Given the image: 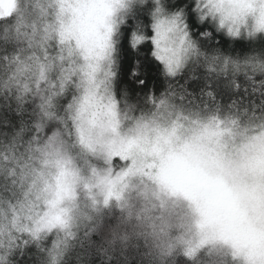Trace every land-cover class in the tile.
<instances>
[{
  "label": "clouds",
  "instance_id": "obj_1",
  "mask_svg": "<svg viewBox=\"0 0 264 264\" xmlns=\"http://www.w3.org/2000/svg\"><path fill=\"white\" fill-rule=\"evenodd\" d=\"M0 264H264V0H0Z\"/></svg>",
  "mask_w": 264,
  "mask_h": 264
}]
</instances>
